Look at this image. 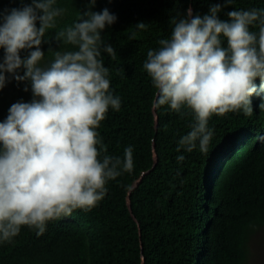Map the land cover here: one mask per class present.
Here are the masks:
<instances>
[{"label":"trees","instance_id":"obj_1","mask_svg":"<svg viewBox=\"0 0 264 264\" xmlns=\"http://www.w3.org/2000/svg\"><path fill=\"white\" fill-rule=\"evenodd\" d=\"M32 0H0V12L30 6ZM219 4L218 18L230 22L227 13L235 10L264 9V0H56L64 9L56 18L41 45L45 53L41 66H48L55 51H74L72 45L56 40V33L76 23L89 10L107 8L117 17L101 33L103 45L111 44L112 57L103 51L109 69L110 90L121 100L119 111L109 108L97 129L107 153L124 158L133 148V170L123 172L106 184L105 197L91 210L77 209L46 225L43 235L22 226L11 242H0V264H248L254 236L264 231V93L251 97L252 114L228 113L210 118L213 136L207 153L183 148L179 140L194 123L184 109L173 112L168 106L156 108V89L143 69L149 50H158V41L168 39L172 17L193 10V17L210 14ZM87 19V17H84ZM145 23L141 30L136 27ZM39 27V21H37ZM250 30L258 33L259 26ZM135 33V39H129ZM223 46L227 47L226 39ZM20 52L21 59L30 51ZM4 50L0 49V62ZM25 69L17 70L23 75ZM0 90V122L12 104L31 102L28 81H16L6 73ZM258 90L259 78L255 81ZM25 88L28 91H25ZM153 143L158 160L155 163ZM99 147V146H98ZM183 155L184 160L177 157ZM131 192V213L127 196ZM135 216V217H134ZM141 231V233H140Z\"/></svg>","mask_w":264,"mask_h":264},{"label":"clouds","instance_id":"obj_2","mask_svg":"<svg viewBox=\"0 0 264 264\" xmlns=\"http://www.w3.org/2000/svg\"><path fill=\"white\" fill-rule=\"evenodd\" d=\"M88 2L91 7L97 0ZM55 4L32 0L30 6L0 12V90L7 83L6 73H11L16 81L30 82L34 97L12 104L0 122V242H11L22 226L40 236L50 221L77 209L91 211L105 197L107 182L134 167L132 146L125 148L123 160L110 155L100 159L107 146L97 129L109 108L121 107L110 90L109 69L100 59L101 47L115 56L111 44L103 45L101 33L117 17L107 8L83 13L56 33L58 42L76 50L55 51L44 67V36L64 11ZM220 11L216 4L202 18L193 17L191 8L182 18L172 17L170 38L159 40L160 47L149 50L143 64L157 90L153 107L168 106L181 114L186 109L193 117L177 152H192L198 141L200 152L207 153L213 136L210 118L251 115V97L264 93V9L230 11V22L218 18ZM257 24L258 33L251 31ZM136 27L143 30L146 25ZM129 39H135V33ZM33 48L21 59L22 50ZM22 67L24 74H16Z\"/></svg>","mask_w":264,"mask_h":264},{"label":"rangeland","instance_id":"obj_3","mask_svg":"<svg viewBox=\"0 0 264 264\" xmlns=\"http://www.w3.org/2000/svg\"><path fill=\"white\" fill-rule=\"evenodd\" d=\"M258 234L253 237L248 264H264V231Z\"/></svg>","mask_w":264,"mask_h":264},{"label":"water","instance_id":"obj_4","mask_svg":"<svg viewBox=\"0 0 264 264\" xmlns=\"http://www.w3.org/2000/svg\"><path fill=\"white\" fill-rule=\"evenodd\" d=\"M154 114H155V120H156L155 127L157 129V127H158V115L156 113V108H154ZM155 147H156V144L153 143V153H154V160H155V163L153 165V168L155 167V165L157 163V160H158V156H157V152L155 150ZM141 180H142V177H140L138 180H136L133 183V186H132V188L129 191V195L127 196V204H128V207H129V209H130V211H131L132 214H133V212H132V204H131V197H130V195H131V192L139 185V183H140ZM140 233H141V231H140Z\"/></svg>","mask_w":264,"mask_h":264}]
</instances>
